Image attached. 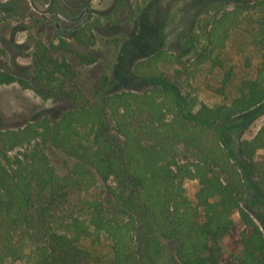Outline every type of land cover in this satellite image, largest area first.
Segmentation results:
<instances>
[{"label": "trees", "instance_id": "trees-1", "mask_svg": "<svg viewBox=\"0 0 264 264\" xmlns=\"http://www.w3.org/2000/svg\"><path fill=\"white\" fill-rule=\"evenodd\" d=\"M239 28L264 48V0L210 5L185 36L189 57L161 48L135 62L134 76L150 82L143 90L86 96L76 70L56 55L70 48L64 37L36 45L31 79L0 68V85L71 101L57 118L0 129V264L25 259L32 243V264H161L166 240L181 264H223L236 213L245 228L234 264H264V230L245 205L231 152L238 116L264 102V65L216 105L201 101L194 85L203 65L225 69L224 50ZM77 40L94 41L89 24ZM233 76L226 68L219 93L226 95ZM50 147L74 159L66 174L52 164ZM242 149L264 191V124ZM187 181L198 183L195 199ZM104 236L112 257L102 263L83 242L99 246Z\"/></svg>", "mask_w": 264, "mask_h": 264}, {"label": "rangeland", "instance_id": "rangeland-1", "mask_svg": "<svg viewBox=\"0 0 264 264\" xmlns=\"http://www.w3.org/2000/svg\"><path fill=\"white\" fill-rule=\"evenodd\" d=\"M218 1L220 0H56L53 11L42 14L32 6L30 0H0V68L31 79L35 72L33 52L36 45L58 43L59 38L64 37L70 48L59 50L56 55L66 59L76 70V83L86 96L92 98L101 90L106 94L114 90H143L150 82L134 76L135 62L161 48L189 57L191 53L184 46L186 34L198 29L206 9ZM37 3L40 7H46L49 0H37ZM231 5L232 2L227 3V6ZM85 6L93 11L89 26L94 41L88 45L77 40L79 30L65 32L55 26L56 19L62 23V27L74 25L75 22L67 20L66 15H76ZM84 55L94 56L96 60L88 63L83 59ZM223 58L225 69L231 68L234 73L225 96L218 91L224 77V68L217 66L213 69L205 64L194 79L199 99L209 105L232 98L237 94V87L242 79L255 76L257 69L264 65V48L255 46L243 28H239L232 32ZM70 104L71 101L63 96L58 99L43 98L34 89L24 88L19 83L2 84L0 129L22 126L46 114L57 118ZM263 124L264 102L239 115L233 126L231 152L246 184L245 205L264 230L263 185L242 149L243 141L253 138ZM18 150L25 151L26 147ZM47 151L52 164L61 175L66 174L75 162L59 148L50 147ZM186 183L190 197L195 199L198 183ZM109 195L106 191V198ZM4 196L0 188V197ZM234 219L232 233L223 240V264H234L233 255L242 248L241 233L245 226L238 213L234 215ZM42 238L40 232L38 241H42ZM83 245L93 250L102 263L112 257V242L107 236L103 237L99 246H94L90 239H86ZM34 246L35 243L30 245L25 259H8L5 264H32L31 251ZM161 264H181L171 241L166 240V252Z\"/></svg>", "mask_w": 264, "mask_h": 264}, {"label": "flooded vegetation", "instance_id": "flooded-vegetation-1", "mask_svg": "<svg viewBox=\"0 0 264 264\" xmlns=\"http://www.w3.org/2000/svg\"><path fill=\"white\" fill-rule=\"evenodd\" d=\"M50 1L51 0H49V3H50ZM36 2H37V0H36ZM55 5H56V0L54 1V5H53L51 10H49L47 12H40V11L39 12L42 13V14L51 13L53 11ZM41 8H45V7H41ZM30 15L32 16V13H30ZM92 15H93L92 9L89 6H85L76 15H71V16L66 15V19L67 20L75 22L74 25H71L69 27H62V23L58 19H56L55 26H56L57 29L64 30L65 32L66 31L80 30L82 27H84L85 25H87V24H89L91 22Z\"/></svg>", "mask_w": 264, "mask_h": 264}, {"label": "water", "instance_id": "water-1", "mask_svg": "<svg viewBox=\"0 0 264 264\" xmlns=\"http://www.w3.org/2000/svg\"><path fill=\"white\" fill-rule=\"evenodd\" d=\"M30 1H31L32 6H33L36 10H38V11H40V12H47V11H49V10L52 9L55 0H51L50 3H49V5H48L47 7H45V8H41V7L37 4L36 0H30Z\"/></svg>", "mask_w": 264, "mask_h": 264}]
</instances>
